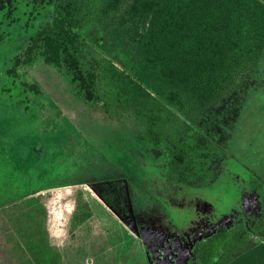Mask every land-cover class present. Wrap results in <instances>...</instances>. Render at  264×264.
Listing matches in <instances>:
<instances>
[{
	"label": "rangeland",
	"instance_id": "374dc122",
	"mask_svg": "<svg viewBox=\"0 0 264 264\" xmlns=\"http://www.w3.org/2000/svg\"><path fill=\"white\" fill-rule=\"evenodd\" d=\"M135 1L120 0L114 11L101 0L84 2L79 34L102 72L115 75L98 81L102 93L127 86L128 77L140 84L133 72L148 19L132 10ZM49 11L17 0L11 18L0 15V264L19 254L20 226L22 234L37 230L59 264H188L194 243L228 216L242 221L234 256L262 242L264 63L196 124L207 144L176 135L172 122L149 129L118 99L108 106L75 100L41 63L8 74ZM23 82L41 93L23 91ZM137 190L152 195L163 220L143 223Z\"/></svg>",
	"mask_w": 264,
	"mask_h": 264
},
{
	"label": "trees",
	"instance_id": "16d2710c",
	"mask_svg": "<svg viewBox=\"0 0 264 264\" xmlns=\"http://www.w3.org/2000/svg\"><path fill=\"white\" fill-rule=\"evenodd\" d=\"M16 1L0 0L3 18L12 17ZM101 1L106 11H114L120 2ZM33 2L50 8L48 18L14 57L7 73L18 76L20 70L39 63L49 66L75 100L108 106L110 98L118 99L143 114L149 129L156 128L157 120L160 128L172 122L176 135L198 138L194 126L202 115L220 106L264 63V0H136L132 10L148 19L133 72L140 84L128 77L127 86L102 93L98 81L102 84L115 75L102 72L79 34L88 16L82 13L85 0ZM22 85L23 91L41 93L36 84ZM23 231L21 226L17 229L20 241L13 248L19 254L9 264L60 263V254L37 230ZM232 234L215 235L201 244L203 254L196 264H264V229L259 234L263 241L240 256L230 251Z\"/></svg>",
	"mask_w": 264,
	"mask_h": 264
},
{
	"label": "flooded vegetation",
	"instance_id": "af4514ba",
	"mask_svg": "<svg viewBox=\"0 0 264 264\" xmlns=\"http://www.w3.org/2000/svg\"><path fill=\"white\" fill-rule=\"evenodd\" d=\"M200 121H199V123H200ZM194 132L199 135L200 139H203L204 141H206V143H207V141H209L207 139V137L204 136V138H203V136L200 133L195 131V128H194ZM208 143L210 144V142H208ZM135 200H136V211H135V213H137L138 217L142 216L144 218L143 223L146 226L148 225V223L152 224V222H154V221L163 220V218L166 216L164 214V211L160 212L158 209H154L155 207L158 208L159 204L156 203V201L154 200L152 195L149 197V195L142 193V192L140 193L139 190H137V192L135 194ZM263 216H264V209L261 212L259 219L260 220L263 219ZM140 220H142V219H140ZM241 223H242L241 219H236L234 216H228V218L226 219V221H224V223L218 224L216 227H214V229L210 230L209 233H207V235L205 237H203L202 239H200L194 243V245H193L194 258L188 264H196L199 261V258L203 254V248L201 247V244H203L206 240H208L209 238H211L215 235L220 236L226 232H232L233 237H235V234H237L239 232V229H240L239 225ZM166 232H167L168 236L170 234H172V232L171 233L168 231H166ZM172 245H173V243H172ZM147 263H149L148 257H147Z\"/></svg>",
	"mask_w": 264,
	"mask_h": 264
}]
</instances>
